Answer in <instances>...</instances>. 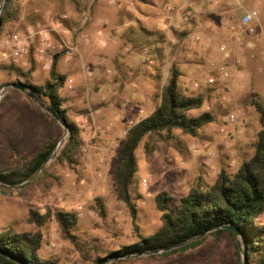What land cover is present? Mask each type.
Wrapping results in <instances>:
<instances>
[{"label":"rangeland","instance_id":"374dc122","mask_svg":"<svg viewBox=\"0 0 264 264\" xmlns=\"http://www.w3.org/2000/svg\"><path fill=\"white\" fill-rule=\"evenodd\" d=\"M254 7L264 15V0H20L19 16L0 40V104L9 95L10 103L31 106L26 93L14 90L16 75L4 66L28 70L32 47L31 82L43 84L60 54L58 71L67 76L61 95L69 118L81 128V145L73 166L55 163L68 138L64 131L45 165L47 174L22 186L0 183V230L39 229L44 258L93 264L96 256L160 228V192L180 198L200 176L212 184L222 170L236 172L253 156L264 126L253 105L254 99L264 105V38L240 23L244 8ZM14 36L25 42L18 54L5 44ZM173 64L181 72L180 91L204 98L191 115L210 113L214 120L197 136L174 131L168 139L146 137L140 144L132 187L136 229L131 210L115 192L118 155L128 130L159 104ZM46 139L47 131L36 129L30 150H39ZM30 210L75 213L76 238L65 239L55 218L39 227ZM235 239L224 232L186 252L129 255L122 264H240Z\"/></svg>","mask_w":264,"mask_h":264},{"label":"trees","instance_id":"16d2710c","mask_svg":"<svg viewBox=\"0 0 264 264\" xmlns=\"http://www.w3.org/2000/svg\"><path fill=\"white\" fill-rule=\"evenodd\" d=\"M20 0H0V40L7 28L19 16ZM164 37V35L162 36ZM31 66L28 70L15 64L4 66L9 74H15L12 84H23L26 90L14 89L26 95L31 106L24 107L10 103L6 95L0 104V183L9 187L31 184L48 173L44 166L59 148L64 127L47 112L41 104L49 106L68 124V138L60 148L55 163L73 166L74 155L81 145V128L72 121L61 95L67 76L58 71L60 54L53 57L50 80L43 84L31 82L36 71L33 48L29 51ZM181 72L173 64L170 76L163 86L159 104L146 118L131 127L118 155L115 192L131 210L135 228L139 229L137 203L132 193L138 170L137 150L146 137L168 139L174 131L197 136L201 129L214 120L210 113L192 116L191 111L204 105L201 96H187L180 91ZM33 91L38 104L27 94ZM261 123L264 124V105L253 100ZM44 124L40 126L39 124ZM47 131V139L35 152L30 142L36 129ZM253 156L244 161L234 173L222 170L210 184L200 176L189 192L176 198L169 191H162L156 197V206L161 213L160 228L149 236L140 235L130 245H122L115 251L98 255L93 264H122L130 260L124 256L162 251L164 255L186 252L200 246L208 236H221L229 232L236 240L240 264H264V126L254 143ZM15 157L8 163L3 156ZM38 174V175H37ZM100 211L105 216L102 200H98ZM52 218L58 223L65 239H75L78 217L65 211H47L39 214L30 210V220L42 227ZM235 227V233L229 227ZM206 236V237H205ZM44 235L41 230L19 231L13 227L0 230V264H58L57 260L44 258L40 251Z\"/></svg>","mask_w":264,"mask_h":264},{"label":"built area","instance_id":"2783aa9c","mask_svg":"<svg viewBox=\"0 0 264 264\" xmlns=\"http://www.w3.org/2000/svg\"><path fill=\"white\" fill-rule=\"evenodd\" d=\"M240 23L250 35L264 38V15L258 7L249 9L244 8ZM5 42L8 47L15 48V52H17V54L23 50L25 43L18 36L9 38ZM213 80L214 79H211V81Z\"/></svg>","mask_w":264,"mask_h":264},{"label":"water","instance_id":"95a60500","mask_svg":"<svg viewBox=\"0 0 264 264\" xmlns=\"http://www.w3.org/2000/svg\"><path fill=\"white\" fill-rule=\"evenodd\" d=\"M14 87L20 90L25 91L26 90V86L23 84H14ZM27 94L35 101H38V97L34 94L33 91H27ZM42 107L49 112L65 129V131H68V124L66 122L65 119H63L60 115H58L54 110H52L49 106L45 105V104H41ZM47 163V162H46ZM46 163L44 164V166L46 165ZM27 183V182H26ZM23 183L22 185L26 184ZM21 185V186H22ZM229 229H231L232 231H234L235 233H239V231L235 228V227H229Z\"/></svg>","mask_w":264,"mask_h":264},{"label":"crops","instance_id":"0c3cea01","mask_svg":"<svg viewBox=\"0 0 264 264\" xmlns=\"http://www.w3.org/2000/svg\"><path fill=\"white\" fill-rule=\"evenodd\" d=\"M187 17L189 16V15H186Z\"/></svg>","mask_w":264,"mask_h":264}]
</instances>
